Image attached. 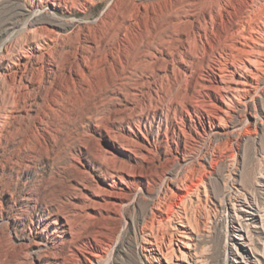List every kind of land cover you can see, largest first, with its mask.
<instances>
[{
    "label": "bare ground",
    "instance_id": "1",
    "mask_svg": "<svg viewBox=\"0 0 264 264\" xmlns=\"http://www.w3.org/2000/svg\"><path fill=\"white\" fill-rule=\"evenodd\" d=\"M101 1L13 0L4 11L0 138L15 143L21 153L15 163L29 167L54 145L55 133L81 117L95 153L80 168L84 179L69 185L67 209L62 199L39 209L38 190L25 192L6 224L27 225V241L0 234V264H25L28 251L42 243L56 264L66 257L99 264L109 222L118 219L132 186L148 188L150 180L135 168L148 167L157 153L167 155L171 140L185 144L186 131L226 135L235 107L264 125V0H107L92 19L65 17ZM25 11L29 17L17 32L9 16ZM195 170L187 165L183 174L161 180L146 216L134 222L137 249L148 264H205L187 213L169 203L192 193L198 198L199 186L206 191ZM9 185L0 198L12 197ZM254 193L230 181L210 198L225 215L224 264H240L234 257L264 264V240L260 250L253 234L264 236V209ZM175 213L165 240L161 227Z\"/></svg>",
    "mask_w": 264,
    "mask_h": 264
},
{
    "label": "rangeland",
    "instance_id": "2",
    "mask_svg": "<svg viewBox=\"0 0 264 264\" xmlns=\"http://www.w3.org/2000/svg\"><path fill=\"white\" fill-rule=\"evenodd\" d=\"M12 1L0 0V27L6 18L4 12L8 8L6 6L10 5ZM106 1L97 2L84 11H72L65 17L75 19V23H82L85 17L92 19L98 15ZM9 17L13 19V23L16 22L14 23V30L18 32L21 23L28 19L29 13L25 11L21 15L12 14ZM46 17L43 14V18ZM6 35H0V42ZM260 93L264 98L263 89L260 90ZM77 119L69 122L63 127L64 129L62 128L55 133L56 138L53 147L44 148L42 157L31 161L29 167L17 165L21 153L18 154L14 149L15 143L6 142L4 136H1L0 192L8 184H10L9 188L12 191V197L4 194L1 195L2 199L0 198L4 206L0 214V234L4 237H10L15 241H27V225L24 226L18 222L14 227H11L6 223L12 209L19 205L20 198L29 189L38 190L41 196V201L38 204L39 209H43L50 201L59 202L61 199L64 200L61 203L67 209L66 198L70 191L69 185L76 179H84L80 168H87L89 160L92 161L91 158L95 153L93 137L91 133L87 132L89 125L86 119L84 117ZM226 127V135L216 134L210 138L204 134L197 136L191 131H186L185 144L179 140H171L167 155L163 156L157 153L151 159V164L148 167L137 169L133 166L136 170L143 171L150 180L148 188L138 185L132 186L128 195V202L121 208L118 219L109 222L108 226L112 229V233L106 238L108 245L99 264H148L145 257L137 249L133 224L146 216L153 199L161 189V180L163 181L174 174H183L184 171L182 170L187 165L197 167L198 170L195 172L198 175H195L194 180L201 177L206 191H202L203 187L199 186L201 192H199L198 198L196 193H192L190 197L186 198V201L184 199L185 202L183 200L179 202L180 200L176 198L169 200V203L171 202V205L178 209L177 212L187 213L188 216H186L197 234L195 247L205 264H224L222 245L225 238V215L223 211L210 203L212 195L218 194L223 188L229 186L230 181L234 185L240 181L253 189L259 205L264 209V189L257 185L258 180L261 179L260 174L264 175V125L253 123L251 117H245L243 108L240 106L234 108L227 120ZM13 159L17 160L13 161ZM206 160L212 161L213 166L210 167ZM147 189L149 190L147 191ZM31 214L33 213L30 212L27 215L24 224L29 222ZM174 215L161 227L160 231L165 240H167L169 232L173 231L176 213ZM15 232L18 236H15ZM253 234L255 235L254 243L261 250V243L264 240L263 232L258 234L254 232ZM46 246L42 243L39 249L31 248L28 251V261L25 264H48V261L52 262L49 256L44 255L47 250ZM39 254L41 261L35 258ZM234 258L238 261L237 263L243 264L239 257ZM228 263L233 264L231 259H228ZM63 264H76V262L72 257H66Z\"/></svg>",
    "mask_w": 264,
    "mask_h": 264
}]
</instances>
